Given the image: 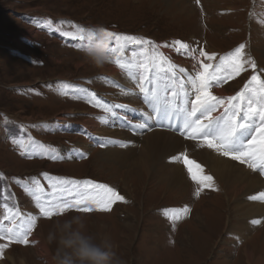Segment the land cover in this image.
I'll return each instance as SVG.
<instances>
[{"label": "rangeland", "instance_id": "obj_1", "mask_svg": "<svg viewBox=\"0 0 264 264\" xmlns=\"http://www.w3.org/2000/svg\"><path fill=\"white\" fill-rule=\"evenodd\" d=\"M67 21L84 27L102 24L110 31L144 37L157 44L180 39L218 56L243 43L257 69L246 66L239 76L219 87L232 96L254 72L264 79V73L259 71L264 69V0H0V221L5 228L18 223L17 212L36 218L29 236L34 243L0 237V245H8L0 255V264H50L48 258L35 255V248L41 244L34 231L42 229L41 238L53 257L56 245L47 242L49 231L58 220L76 215L85 223V233L95 242L111 246L125 264H250L246 248L254 259H264V220L247 227L249 218L242 219V211L233 213L232 198H224L219 184L196 196L199 185L191 179L187 167L180 187L172 186L167 179L158 180L150 171L147 174L141 168L139 172L128 169V150L133 145L140 148L148 130L177 132L155 122L143 130L129 127V121L141 122V112L149 111L146 105L142 109L139 95L138 104L118 101L120 86L136 89L135 84L120 69L118 77H114L101 73L86 60L76 47L85 42L60 34L74 30ZM131 51L125 54L130 57ZM161 51L187 71L192 70L188 63L198 66L206 59L198 51L194 53L196 59L176 54L173 49ZM105 65L118 68L112 62ZM61 82L86 88L110 105H132L140 115L116 109L119 118L111 117L94 106L90 95L76 98L61 94ZM91 117L100 126H108L103 133L93 136L92 129L83 126ZM29 138L52 146L65 158L21 156L20 148L12 141L27 143ZM110 151L126 155L125 159L112 160ZM74 152L84 155L69 158ZM169 155L157 160L155 169H164L162 163H167L169 170L176 166L177 161ZM178 161L182 164V160ZM193 171L199 174L194 166ZM42 173L107 184L127 202L117 200L111 211L96 210L92 205L90 213L69 209L67 215L44 217L34 197L25 191V185L35 177L45 192H51ZM185 206L190 211L186 215L181 212L182 218L175 221L173 228V221L162 210ZM237 228L244 230L238 232Z\"/></svg>", "mask_w": 264, "mask_h": 264}, {"label": "snow or ice", "instance_id": "obj_2", "mask_svg": "<svg viewBox=\"0 0 264 264\" xmlns=\"http://www.w3.org/2000/svg\"><path fill=\"white\" fill-rule=\"evenodd\" d=\"M199 0H197V3ZM49 21V25H51ZM65 23V21H61ZM73 31H60L64 37H70L85 42L86 28L71 21ZM110 37L108 51L114 63L135 84L136 90L124 89V95H139L149 111H142L141 122H128L132 130L149 128L151 122L166 127L189 140H200V147L213 149L218 154L239 161L253 171L264 175V79L254 74L239 91L232 96L221 97L213 94L212 89L221 86L234 77L239 76L250 66L256 70V62L244 50L246 45L241 43L233 50L223 54L208 53L203 48H193L190 43L180 39L157 44L155 41L117 33L105 28ZM83 44L78 43L77 48ZM162 48L173 49L176 54H186L196 59L194 53L199 52L201 60L191 71L178 67L172 58L161 51ZM131 49V56L125 53ZM264 73V69H260ZM105 79H108L105 77ZM63 83V95L76 98L91 96L95 105L102 108L111 117L119 118L116 109L136 111L127 104H108L96 97L95 93L80 86ZM113 83H116L113 81ZM119 86V85H118ZM138 90V91H137ZM107 122V121H105ZM13 144L20 148L21 156H48L52 160L64 159L57 150L50 145H44L29 138V142L13 139ZM103 146V145H101ZM121 146H125L121 143ZM83 156V153H71L69 158ZM173 161L183 160L189 176L197 187L194 195L199 196L205 188H214L215 182L211 175L203 174V168L195 161L189 160L186 152L170 158ZM193 166L199 174L193 171ZM48 180L51 192H45L40 181L30 178L25 185V191L34 197L36 206L42 216L52 218L57 213H64L69 209L90 213L94 209L111 211L112 205L118 200L127 202L114 188L107 184L96 183L91 180H75L66 177L49 176L42 173ZM3 174L0 173V179ZM16 179V178H13ZM250 199H264V192ZM169 219L175 221L182 218L180 213L187 214L190 209L185 206L179 210H162ZM171 213V214H169ZM19 222L5 228L0 222V237L22 244L34 243L29 241L33 228L36 226L35 216L24 217L16 213ZM252 223H259L254 220ZM8 245H0V255Z\"/></svg>", "mask_w": 264, "mask_h": 264}, {"label": "bare ground", "instance_id": "obj_3", "mask_svg": "<svg viewBox=\"0 0 264 264\" xmlns=\"http://www.w3.org/2000/svg\"><path fill=\"white\" fill-rule=\"evenodd\" d=\"M234 10V9H233ZM58 17V16H57ZM188 66L193 68V63H188ZM101 73H110L112 76L118 77L119 68L109 67L105 65L103 68H99ZM129 83V82H128ZM132 86V85H131ZM129 89H132L130 87ZM136 90V89H133ZM120 99L118 101L128 102L130 104H138L139 98L137 95H124L123 92H120ZM213 94L227 97L229 94L221 87H216L213 91ZM131 101V102H129ZM141 102H143L141 100ZM127 104V103H126ZM144 104V103H143ZM132 106V105H131ZM145 108V104L142 109ZM132 115H140L137 111H130ZM88 126L92 129L91 135L101 134L104 132V128L108 127L105 125L100 126L99 123L95 122L92 117L84 123L83 126ZM83 128L79 126L78 128ZM112 127V126H110ZM118 131L119 128H115ZM149 131V132H148ZM146 136L142 139L143 142L140 148H135L134 145L130 147L128 160V169L136 170L139 172L140 168L149 174V171L153 176H158V180H168L172 186L180 187L181 182L184 180V168L185 163L182 160V164L177 161V165L172 166L169 170L167 163H162L164 169H155L156 161L163 158L176 156L178 153L186 152L189 160L195 161L203 168V174L211 175L215 184H219L221 189H223L224 198H232V203L234 204V214L238 211H242V219H247V227L254 226L252 221L254 220H264V199H250L249 197L257 196L259 193L264 192V175H261L259 171H253L248 168L246 165L241 164L239 161H233L229 157H224L213 149H209L206 146L200 147V140H189L183 136H179V133L173 134L170 131L154 128L148 130ZM31 132V131H30ZM127 134V132H122ZM124 137V136H123ZM131 137V135H130ZM131 144V143H130ZM132 145V144H131ZM128 146V145H127ZM128 148V147H127ZM119 149L120 148H117ZM108 152V151H107ZM115 158L114 161H120L125 159L126 155H121L115 151L109 152ZM138 155V156H137ZM135 156V157H134ZM155 163V164H154ZM125 167V166H123ZM127 168V167H126ZM148 168L150 170H148ZM195 168V167H194ZM196 169V168H195ZM197 170V169H196ZM198 171V170H197ZM161 172L162 175L159 173ZM134 173V172H133ZM146 175V174H145ZM162 176V178H160ZM185 181V180H184ZM183 181V183H184ZM189 182L186 181V184ZM125 189V188H124ZM212 189V188H211ZM229 211V210H228ZM239 217V218H240ZM241 220V219H240ZM238 221V220H237ZM263 222V221H261ZM264 223V222H263ZM242 224V223H241ZM128 227H132L131 223H127ZM238 232L243 231L242 228H237ZM234 231V233L237 232ZM264 230V229H263ZM42 229L34 231L36 233L35 239H39L41 246L40 248H35V255H40L48 258V262L53 264V259L49 247L41 238ZM250 230H248L249 232ZM34 239V238H32ZM247 261L250 264H264V259L262 258H253L252 252L247 248L245 250Z\"/></svg>", "mask_w": 264, "mask_h": 264}, {"label": "clouds", "instance_id": "obj_4", "mask_svg": "<svg viewBox=\"0 0 264 264\" xmlns=\"http://www.w3.org/2000/svg\"><path fill=\"white\" fill-rule=\"evenodd\" d=\"M85 28V44L79 51L95 67L103 68L113 59L108 51L110 37L102 24L88 25ZM85 227L79 215L58 220L54 224L46 239L49 244L56 245L52 257L55 264H125L111 246L103 242L97 243L93 236L86 234Z\"/></svg>", "mask_w": 264, "mask_h": 264}, {"label": "crops", "instance_id": "obj_5", "mask_svg": "<svg viewBox=\"0 0 264 264\" xmlns=\"http://www.w3.org/2000/svg\"><path fill=\"white\" fill-rule=\"evenodd\" d=\"M1 222V221H0Z\"/></svg>", "mask_w": 264, "mask_h": 264}]
</instances>
